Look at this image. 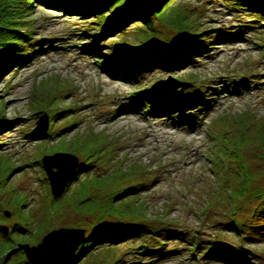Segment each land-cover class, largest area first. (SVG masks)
Segmentation results:
<instances>
[{"label": "rangeland", "instance_id": "obj_1", "mask_svg": "<svg viewBox=\"0 0 264 264\" xmlns=\"http://www.w3.org/2000/svg\"><path fill=\"white\" fill-rule=\"evenodd\" d=\"M230 7L227 0H172L160 15L163 19L154 20L155 29H148L149 34L136 33V29L130 37L152 34L166 46L180 25L194 33L209 31L206 35L218 28L237 31V25L243 31L233 41H212L207 56L188 69L177 73L149 70L127 81L109 75L86 46L94 38L113 41L120 35L103 38L97 29L84 35L83 31L95 26L87 23L89 19L35 4L24 19L29 23L24 30L32 37V48L41 52L13 66L0 79L1 229L10 226L6 234L10 233L23 213L33 218L28 220L30 232H23L29 241L22 244L37 245L61 228H83L88 233L103 214L96 209L88 212L82 204L107 202L136 185L133 197L118 199L129 218L109 215L104 224L111 228L131 225V221L148 225L150 239L139 237L102 247L73 264H223L202 259L193 243L203 239V250L214 246V240L221 249L241 245L259 253L256 258L261 263L255 264H264V237L249 240L228 226L235 208H251L257 203L253 199L250 204L255 190L264 191V146L257 137L264 124V19L245 11L238 16ZM106 49L101 54L104 62L108 61ZM229 75H236L237 83L245 78L256 85L234 95L237 91L230 87L234 80L220 77ZM184 77H192L203 87L214 84L207 109L198 111L193 105L174 116L158 117L145 112L143 98L150 92L140 96L139 91L165 79ZM131 102L135 107L122 109ZM56 113L63 114L55 118ZM46 116L48 129L39 132ZM49 130L52 133L44 139L27 133L45 135ZM55 131L60 134L52 135ZM58 152L92 166L72 180L74 174L63 195L56 198L43 160ZM237 153L252 174L243 196L237 195L244 179L235 175ZM126 198L131 202L124 203ZM244 211L235 217L250 223ZM160 228L177 229L178 238L165 239L159 235ZM156 238L163 241L157 243ZM151 244L163 246L165 252H150ZM157 254L161 256L155 258Z\"/></svg>", "mask_w": 264, "mask_h": 264}, {"label": "trees", "instance_id": "obj_2", "mask_svg": "<svg viewBox=\"0 0 264 264\" xmlns=\"http://www.w3.org/2000/svg\"><path fill=\"white\" fill-rule=\"evenodd\" d=\"M171 1L172 0H0V79L5 76V73L11 71L13 66L16 65L18 67L31 55L41 52V49L35 48L36 46L32 48L34 45V43H31L32 37L31 35H27L24 30L29 25L27 22L28 20L26 21L24 19H27L29 12L32 11L35 4L56 11L60 10L67 16H81V18L89 19L87 23L90 25L94 24L95 26H91L89 30L86 29L83 31L84 35H92L90 31L93 29L101 31L102 34L100 36L103 38H106L109 34L110 36L120 35L119 39L113 41L102 40L99 42V40L94 38V43L99 42L101 44L88 43L86 46L92 48L90 51L102 62V69L106 70L108 74H113L117 79L127 81L133 79L134 76L141 77L142 74H146L149 70L153 71L157 69L164 72L177 73L184 69H188L195 63H198L201 57L207 56L205 53H207L206 50L209 48L212 41H224L231 38V41H233L235 40L234 37H237V35L241 34L243 31V29L239 28L237 23H234L231 26L237 25V31L230 30L231 32H226L218 28L216 31L214 30V33L206 35V32L209 31L194 33L193 31L185 30L186 25H180L177 27L178 30L175 28L177 30L176 37L166 41V46L161 45L157 39L152 37V34L144 38L142 37L141 39L140 37H135V39L132 36L130 37V32L134 33L136 29H138L136 33L142 31L145 34L150 33L148 29H155L154 20L163 19L160 15L169 7ZM227 1L230 2V8L233 9V12H235L234 14L238 16L241 12L245 11L250 15L264 19V0ZM131 23H136V26L132 28ZM93 37L99 38L96 34H94ZM30 43L31 46L28 45ZM103 47H107L106 55L108 56V61L106 62L102 60L101 56ZM108 65H110V68L107 67ZM185 78L186 77L183 79L180 78L179 81H187L189 86L186 88L179 86V88L173 90L170 87H165L161 84L162 81H159L160 83L139 91L138 93L140 96L150 92V96L145 95V98H143L145 112L158 117L161 115L174 116L177 111H187L185 109L187 107L191 110L196 106L195 109L198 111L207 109L210 105L209 100L213 98V94L209 89H211L214 84H207L206 87H203L199 83L192 81V77H189L190 79L188 80ZM233 84L234 86L231 85L230 87L237 91L234 95H240L239 91L244 87L256 85L253 81L245 78L240 81V83L233 81ZM227 85L229 84L227 83ZM137 101L140 102L142 100L138 99ZM126 107L133 108L135 106L131 103L129 106H123L122 109H128ZM1 110L2 106L0 107V113ZM61 114L63 113H56L53 116L57 118V116L59 117ZM52 125L53 123H50V127ZM258 132L257 137L259 135L260 143L264 146V124L261 125V129H258ZM27 133H32L31 136L36 139H44L52 132L49 130L45 135L35 134L33 131ZM54 134L58 135L60 133L59 131H55L52 135ZM252 138L253 137H250V139ZM240 155L238 153L235 154L237 160V168L235 169L237 174L235 175L240 177L244 176V179L241 180V185L238 187L239 190L237 194L240 196L242 194L243 196L247 189L246 185L251 183L252 178H250V175L252 174L247 172L249 166H245ZM83 163L78 170L80 173H85L90 170L89 163ZM136 191H138L137 186L132 185L118 192L117 195H114L107 202L98 204L92 200L91 203L82 204L88 212L96 209L103 215L98 218L97 225L88 233L86 232L83 242L75 253L73 261L67 264H73L81 257L89 256L96 249L102 247L109 248L121 241L127 243L139 237H143L146 240L150 239L151 236H149L148 233L152 230L148 225L143 226L140 223L131 221V225L125 226V224H123L111 228L106 225L107 223L104 224L106 216L109 215L118 216L121 220L129 218L128 214L124 212L127 208H124L123 203L118 201V199H123L125 196L133 197L132 194ZM233 192L234 194L232 197H236L237 199L238 196L235 194V191ZM253 199L256 200L257 203L254 204V206H250L251 208L247 207L244 209L241 207L239 209H234L235 212H237L233 215L234 217L228 226L236 230L241 234L240 236L244 238L258 240L264 237V191L255 190L250 204ZM126 200L127 198L124 203H127ZM128 201L131 202V199ZM24 205L26 206V204ZM24 205L23 207H25ZM241 209L245 210L244 213L250 216V223L245 221L243 219L244 217H235L239 214L238 211ZM32 218L33 217L30 216L29 219L28 214H20L18 217L19 221L11 226L12 230L8 234L0 227V253L4 255L0 256V264H30L26 253L23 250L17 249V245L20 241L25 243L29 241L26 239L27 234L23 232L29 231L27 225H30V222H28V220L32 221ZM29 227H31V225ZM244 227H248L249 230L246 228L244 229ZM158 231H160L159 235H163L165 239H174V236L178 235V230L174 228H160ZM164 231H166V233ZM27 236L29 237V235ZM176 238H178V236ZM156 239L157 243L163 241L160 240V238ZM201 242H205V240L203 239L198 243H193V245L197 251H201L200 255L202 259L207 257L211 259L210 261L221 262L223 264H255L256 261L261 263V260H259L261 258H256L259 254L257 251L252 250L254 253L252 255L245 254L240 249L241 245L239 248L230 247L228 249H221L220 244H217L219 242L214 240V242H212L214 246L210 244L207 249L203 250ZM164 244L166 245L165 241ZM151 247L152 249L150 252H165L163 251V246L151 244ZM159 254L155 255V258L160 257L161 255Z\"/></svg>", "mask_w": 264, "mask_h": 264}, {"label": "water", "instance_id": "obj_3", "mask_svg": "<svg viewBox=\"0 0 264 264\" xmlns=\"http://www.w3.org/2000/svg\"><path fill=\"white\" fill-rule=\"evenodd\" d=\"M181 84L185 87V84ZM179 86L180 82H176L172 87L177 88ZM47 117H44L43 123L42 121L40 122L42 125L40 129L42 131L39 132H45L48 129ZM43 163L54 197H61L69 184V180L79 166V160L70 153L58 152L46 156ZM6 214L10 215L7 211ZM3 228L5 232H8V226H4ZM84 236V229L61 228L50 232L37 245L31 246L20 243L18 248L26 252L30 264H67L71 260L73 261L74 253L82 243ZM241 249L245 254H253L246 247L242 246Z\"/></svg>", "mask_w": 264, "mask_h": 264}]
</instances>
